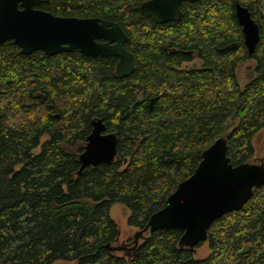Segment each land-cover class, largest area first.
Returning a JSON list of instances; mask_svg holds the SVG:
<instances>
[{
    "label": "trees",
    "instance_id": "trees-1",
    "mask_svg": "<svg viewBox=\"0 0 264 264\" xmlns=\"http://www.w3.org/2000/svg\"><path fill=\"white\" fill-rule=\"evenodd\" d=\"M143 1L36 6L117 22L135 64L127 77L116 74L114 56L0 44V264H264V184L210 224L202 259L179 245L178 228L116 244L113 203L141 229L216 138H226L237 165L253 159L252 138L264 128V0L183 1L182 17L164 23L140 13ZM236 1L259 26L251 54ZM194 58L199 66L182 67ZM249 59L253 75L241 86L236 68ZM93 118L117 135L116 157L78 173ZM119 245L123 254L110 248Z\"/></svg>",
    "mask_w": 264,
    "mask_h": 264
},
{
    "label": "water",
    "instance_id": "water-1",
    "mask_svg": "<svg viewBox=\"0 0 264 264\" xmlns=\"http://www.w3.org/2000/svg\"><path fill=\"white\" fill-rule=\"evenodd\" d=\"M45 1L48 0H0V44L11 40L22 54L42 50L52 55L79 50L92 57L114 56L119 77H127L134 71L133 55L124 46L127 35L117 22L97 16H61L36 7ZM183 1L196 0H144L139 10L156 23L178 21L182 17L180 4ZM235 16L247 52L251 54L259 40L258 23L238 1ZM91 124L79 154L78 173L89 165L111 163L116 157L117 135L106 131L101 118H93ZM263 184L264 160L251 159L233 165L227 156L226 138L218 137L202 151L194 171L177 184L165 205L138 229L133 242L136 244L146 231L178 228L183 231L179 245L194 250L197 244L207 240L208 227L215 219L241 209L253 189Z\"/></svg>",
    "mask_w": 264,
    "mask_h": 264
},
{
    "label": "rangeland",
    "instance_id": "rangeland-1",
    "mask_svg": "<svg viewBox=\"0 0 264 264\" xmlns=\"http://www.w3.org/2000/svg\"><path fill=\"white\" fill-rule=\"evenodd\" d=\"M200 60L194 58L190 62H184L182 67H192V66H199ZM253 65L254 61L252 59L245 60L238 64L236 68V74L239 81V84L243 86L249 78L253 75ZM46 136L42 137V140ZM252 144L254 147V155L253 160L255 162H260L261 159L264 160V128L260 129L252 138ZM38 149V148H37ZM36 149V150H37ZM109 213L111 217L117 222L119 227V235L117 238L116 244H123L127 241L130 237H133L139 231L136 227L130 226L126 223V218L129 214L128 208L122 203H113L110 206ZM146 236L144 232L142 236L138 239H142ZM120 246V245H119ZM123 245H121L120 249H116L115 251L119 254H123L124 251L122 249ZM209 253V248L206 242H202L199 246L195 247L193 256L197 259H202L207 256ZM52 264H75L73 261H66V260H55Z\"/></svg>",
    "mask_w": 264,
    "mask_h": 264
}]
</instances>
